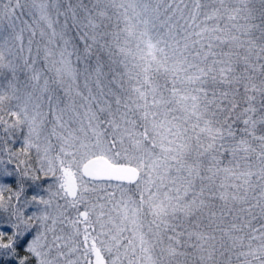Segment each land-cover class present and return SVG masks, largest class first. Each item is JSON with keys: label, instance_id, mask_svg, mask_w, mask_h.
Here are the masks:
<instances>
[{"label": "trees", "instance_id": "obj_1", "mask_svg": "<svg viewBox=\"0 0 264 264\" xmlns=\"http://www.w3.org/2000/svg\"><path fill=\"white\" fill-rule=\"evenodd\" d=\"M62 3L54 26L69 44L73 75L68 96L56 85L49 92L43 132L54 149L69 145L79 160L103 155L156 167L162 198L154 214L145 209L149 262L208 264L206 249L238 242L231 223L236 229L241 218L231 221L227 213L231 196L242 195L237 186L231 192V164L259 171L253 202L245 208L254 214L244 222L249 232L240 242L263 233L262 0L248 7L236 0ZM29 9L14 12L24 37L33 21L47 26ZM112 183L121 189L137 184ZM204 196L214 199L213 214L202 209ZM199 246H205L201 256ZM223 261L221 254L217 264Z\"/></svg>", "mask_w": 264, "mask_h": 264}, {"label": "rangeland", "instance_id": "obj_2", "mask_svg": "<svg viewBox=\"0 0 264 264\" xmlns=\"http://www.w3.org/2000/svg\"><path fill=\"white\" fill-rule=\"evenodd\" d=\"M63 1L0 0V264H97L96 250L104 264H153L148 254L152 244L144 226L145 209L154 214L157 199L162 198L157 190L162 183H156L153 175L156 167L140 162L141 176L131 188L91 183L80 174L84 160L77 158L75 150L69 145L54 149L43 132L49 92L56 85L68 96L73 75L69 44L54 26V19L58 21L55 11ZM239 1L248 7L252 0ZM23 7L36 11L47 26L33 21L29 36L24 37L14 15ZM57 150L62 155H53ZM232 166L231 192L237 186L242 195L231 196L227 213L231 221L236 215L241 218L236 229L231 223L238 242L220 249L201 246L203 263L217 264L223 254V264H230V255L231 264H264V232L240 242L249 232L244 222L254 214L252 208H245L253 202L259 171L253 173V166L245 162ZM67 175L76 181L74 195L67 186ZM205 197L202 209L213 214L214 199ZM209 217L214 222L213 215ZM201 248L197 247L198 256Z\"/></svg>", "mask_w": 264, "mask_h": 264}, {"label": "water", "instance_id": "obj_3", "mask_svg": "<svg viewBox=\"0 0 264 264\" xmlns=\"http://www.w3.org/2000/svg\"><path fill=\"white\" fill-rule=\"evenodd\" d=\"M80 173L88 180L123 184H134L140 176V171L136 166L114 162L103 155L92 156L82 162ZM69 182L72 183L71 177H69ZM69 189L72 190L71 185H69ZM95 253L98 255V250ZM97 264H104L99 255L97 256Z\"/></svg>", "mask_w": 264, "mask_h": 264}, {"label": "flooded vegetation", "instance_id": "obj_4", "mask_svg": "<svg viewBox=\"0 0 264 264\" xmlns=\"http://www.w3.org/2000/svg\"><path fill=\"white\" fill-rule=\"evenodd\" d=\"M64 175H66V174H64ZM69 177H71V181H72L73 184L69 182ZM66 183H67L68 188H69V185L72 186V191H73V194H72V195H74V191H75V189H76V181H75L74 177L71 176V175H67V176H66ZM98 253H99V252H98ZM98 255L101 257L100 254H98ZM98 255L95 253L96 258H97Z\"/></svg>", "mask_w": 264, "mask_h": 264}]
</instances>
